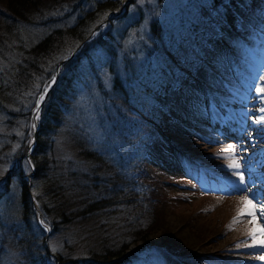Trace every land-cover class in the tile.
<instances>
[{
  "label": "trees",
  "instance_id": "1",
  "mask_svg": "<svg viewBox=\"0 0 264 264\" xmlns=\"http://www.w3.org/2000/svg\"><path fill=\"white\" fill-rule=\"evenodd\" d=\"M259 1L247 0L249 12ZM128 2L129 14L138 15L131 26L134 28L139 21L147 23L146 33L131 44L125 43L123 37L116 39L112 32L110 20L120 14L115 12L122 0H0V138L9 136L11 141L17 139L21 143L11 154L3 144L0 163L2 157L9 159L11 169L6 176L17 178L20 220L28 226L32 219L37 231L45 234L35 221L32 199L48 227L47 236L63 240L72 225H85L83 222L87 220L91 222L96 216H109L122 207L125 216L120 235L99 245L87 243L86 239L95 238L90 223L87 226L90 234L83 228L77 235L76 231L70 237L76 238L75 243L82 239L80 241L84 244L77 252L75 247H82L80 243L74 246L66 243L65 247L51 251L47 248L48 237L42 238L40 245L34 240H23L25 251L19 264H48L46 261L56 264H128L136 258L135 253L143 249L147 251L145 256L152 260L195 264L193 260L196 258L192 254L183 253L192 245L183 244L165 230V195L149 188L144 147L148 138L163 135L160 130L162 118L156 112L154 102L179 74H189V70L201 60L196 51L186 46V41L194 42L200 35L216 33L210 12L213 7L208 3L198 7L191 4L197 8L194 9L197 13L190 12L187 6L181 7L172 26V22L159 18L163 13L160 0L156 6L148 0ZM78 45L74 56L60 64L58 76L39 109L29 168L21 155L30 140L33 107L51 80L56 63L67 55L65 50ZM134 45L146 59L142 65L146 71L150 62L156 66L155 70L151 69L153 75L149 80L142 79V67L135 65ZM95 50L103 53V60L106 57L104 67L109 82V87L105 88L97 79L103 102L96 118L100 126L107 123L110 127L108 134L119 137L123 144L116 149L115 157L110 158L76 139L78 160H63L53 171L58 167L56 161L45 158L48 136L59 126L61 114L82 78L80 60L86 61L87 70L96 78ZM147 99L152 100L148 108L144 106ZM23 121L28 126L22 128L21 140L14 131L20 129ZM164 139L168 140V137L164 136ZM91 160L93 164H89ZM25 165L26 173L23 170ZM29 173L32 174L27 178ZM1 178L0 175V196L8 192V180ZM38 182L43 183L41 195L32 193ZM18 211L15 210L12 216ZM3 227L0 220V259L3 257V243L8 238L11 240L18 231V226L10 223L11 230L6 235ZM157 232L164 235H159L164 241L162 247L151 245L147 240ZM201 240L197 241L200 246L211 242L212 237L208 234L206 241ZM138 242L141 245L136 247ZM130 244L133 249L126 252ZM212 258L217 259L218 255ZM227 261V264H235Z\"/></svg>",
  "mask_w": 264,
  "mask_h": 264
},
{
  "label": "rangeland",
  "instance_id": "2",
  "mask_svg": "<svg viewBox=\"0 0 264 264\" xmlns=\"http://www.w3.org/2000/svg\"><path fill=\"white\" fill-rule=\"evenodd\" d=\"M148 1L153 6L158 4L157 0ZM160 2L163 13L159 18L172 22V26L181 7L187 6L194 13L197 8L191 4H197V7L210 4L216 32L200 35L194 42L186 41V46L197 51L201 60L189 70V74H180L153 104L162 118L160 130L163 136L148 138L144 147V167L149 177V188L165 195V230H169V234L179 238L183 244L192 245L183 253L192 254L196 258L193 260L195 264H226V260L235 264H264V260L258 259L264 257V246L260 244L264 237L259 235V229L264 228V218L256 212L252 223V218L247 215L233 223L237 211L242 207L241 198L249 193L240 190L242 186L238 184L237 177L232 175L236 170L229 168L232 161L239 163V171L244 173L252 195L257 200L264 197V123H254L257 118L264 117V112L259 110L264 108V103L255 91L256 87L264 86V81L259 79L264 75V0L258 2L251 15L247 12V0ZM129 10L128 0H122L115 12L120 14L114 15L110 21L115 38L119 40L123 37L125 43L131 44V41L146 33L147 23L139 21L133 28L131 24L138 15L129 14ZM75 48L65 50L64 54ZM134 48L135 65L137 68L142 67V79L149 80L156 66L150 62L146 71L142 66L146 59L140 50L137 51L136 45ZM93 59L96 78L87 70L86 61L80 60L82 78L61 114L59 126L48 136L49 147L45 158L48 161L53 158L57 166L66 159L78 160L76 139H81L88 148L110 158L115 157L116 149L123 144L119 137L108 134L110 127L107 123L100 126L96 118L103 102L97 89V79L105 88L109 87V82L104 67L106 57L103 60V53L95 50ZM260 95L264 96V93ZM151 105L152 100L144 101L146 108ZM26 126L28 124L23 121L20 129L14 131L20 139L24 135L22 128ZM164 136L178 148L175 149ZM3 144L9 154L21 145L20 140L11 141L9 136L0 138V147ZM228 145H232V149H228ZM1 161V179L8 180V192L0 196L2 231L8 235L10 223L17 225L18 231L11 240L8 238L3 243L0 264H19L25 251V240H34L36 245H40L42 238L47 239L48 236L37 231L32 219L28 226L20 220L17 178L6 176V172L11 169V161L3 157ZM26 162L30 168L29 160ZM93 162L91 160L89 164ZM27 166L23 169L25 173ZM40 182L32 190L33 194L41 195L43 183ZM31 204L35 218V209L38 208L33 200ZM15 210L18 214L12 216ZM123 210L122 207L115 209L109 216H96L91 222H83L85 225L82 226H70L63 240L48 237L47 248L53 251L65 247L66 243L72 246L80 243L82 247H75L76 252L80 251L84 246L80 241L82 239H77L75 243L76 238L70 236L76 231L77 235L81 228L89 231V223L94 228L95 238L86 239L88 244L99 245L115 239L123 230ZM250 231L256 233L255 240L249 236ZM208 234L212 241L200 246L199 240L206 241ZM159 235L158 232L153 233L148 237V242L162 247L164 241L160 237L164 235ZM140 245L141 242L135 244L136 247ZM132 249L133 245L130 244L126 252ZM135 254L136 258L128 264H168L147 258L145 249ZM214 255H218V258L213 259ZM46 262L56 264L53 261Z\"/></svg>",
  "mask_w": 264,
  "mask_h": 264
},
{
  "label": "snow or ice",
  "instance_id": "3",
  "mask_svg": "<svg viewBox=\"0 0 264 264\" xmlns=\"http://www.w3.org/2000/svg\"><path fill=\"white\" fill-rule=\"evenodd\" d=\"M54 79L55 78H53V80ZM259 79L261 81H264V75L259 77ZM50 86L51 85H49V87ZM44 91L47 92V88H45ZM255 91H256L257 95L260 96L261 102L264 103V96L260 95V94L264 93V86L256 87ZM43 99H44V96L42 95L40 97V101H42ZM40 101H37V103H36L37 110L39 109ZM259 110L261 112H264V108H260ZM38 115H39V112L37 111L36 116L38 117ZM254 123H257V124L264 123V117L257 118L254 121ZM227 147H228V149H232L233 146L228 145ZM240 167H241V165L239 163H237L236 161H232V163L229 164V168L236 170V171H233L232 175L237 177L238 184L242 186L240 190L248 192L249 195L241 198L240 203H241L242 207L237 211V216L234 217L233 223L238 222L240 217L244 216V215L251 217L252 220H250V223H252L255 220V213L256 212H259L261 215V218H264V197H262L261 200H257L256 197L252 195L251 188L248 185V183L246 182L244 173L239 171ZM249 196H251V198H249ZM254 201H255V203H254ZM258 205H259V207H258ZM259 235L264 237V228L259 229ZM249 236L253 240L256 239V233L255 232L250 231ZM260 244L262 246H264V239H262L260 241ZM240 246L241 245H237V247H240ZM258 259L264 260V257H258Z\"/></svg>",
  "mask_w": 264,
  "mask_h": 264
},
{
  "label": "water",
  "instance_id": "4",
  "mask_svg": "<svg viewBox=\"0 0 264 264\" xmlns=\"http://www.w3.org/2000/svg\"><path fill=\"white\" fill-rule=\"evenodd\" d=\"M81 43H82V42H81ZM75 50H76V49H75ZM75 50L71 51V52H70L65 58L61 59L60 61H58V62L56 63V66H55V69H54L53 76H52L51 80L49 81V83L47 84V86L45 87V88H47V92L50 90V88H51L52 85L54 84V81L56 80L57 73H58L59 66H60L61 62H64V61L69 60V59L73 56ZM53 78H55V79L53 80ZM49 85H51V86L49 87ZM45 88H44V90H45ZM44 90H43L41 96L43 95L44 98H45L47 92H45ZM41 96H40V97H41ZM43 100H44V99H43ZM43 100L40 101V98H39V100H38V101H40L39 107H40V105L42 104ZM38 110H39V109H38ZM38 110H37V108H35V111H34V112H37ZM31 123H32V125H33V127H32V131H31V132H32V133H31V142L26 146V148L24 149V152H23V154H22V156L25 157V158H28V157H29V150H30V147H31V145H32V143H33V141H34V138H35V131H36V128H35V116H34V115L31 116ZM31 174H32V173H30V174L28 175V177H29ZM35 214H36V217H35V218H36L37 223H38L43 229H45V231H46V233H47V232H48V230H47V226H46V225L43 223V221L41 220L40 214H39V212H38L37 209H35Z\"/></svg>",
  "mask_w": 264,
  "mask_h": 264
}]
</instances>
